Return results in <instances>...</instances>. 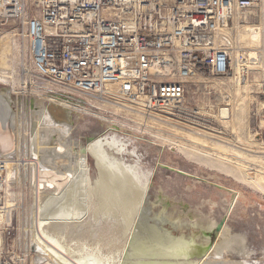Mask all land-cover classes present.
Segmentation results:
<instances>
[{
  "label": "rangeland",
  "instance_id": "1",
  "mask_svg": "<svg viewBox=\"0 0 264 264\" xmlns=\"http://www.w3.org/2000/svg\"><path fill=\"white\" fill-rule=\"evenodd\" d=\"M14 29V26H7L0 31V38L9 36L13 47L9 56L10 70H0L3 76L0 78L4 80L0 81V91L10 92L15 111L24 106L29 113L32 101L37 104L51 96L36 89L30 92L22 88L27 81L22 70L31 67L32 61ZM235 39L236 48L258 61L252 63L254 71L250 70L249 76L250 83L257 84L250 92L249 84L239 87L234 77L219 79L200 74L190 82L185 99L189 112L184 113L197 118L196 126L184 118L145 115L125 103L111 104L100 98L85 101L74 97V103L79 106L64 101L71 103L75 113L72 128L75 139L89 150L98 138L114 139L125 147L120 156L125 166L137 171L141 181L150 180L147 207L152 218L166 219L171 215L174 222L180 224L177 215L185 212V216L214 218L218 226L224 221L230 232L247 239L249 262L264 264V3L250 10L247 20L235 24ZM44 86L49 88L47 84ZM226 103L230 104V120L217 122V110ZM207 115L209 119L203 118ZM200 121L207 125L199 124ZM106 151L109 155L115 153L111 148ZM90 156L89 166L96 190L101 189L100 181L104 178L109 195L98 191L88 225L75 230L69 228L71 240H68L93 236L94 239L106 238L108 243H119L123 230L131 222L128 220L132 211L126 202H131L139 186L121 182L124 185L121 190L119 180L115 183L113 179L116 178L110 177L108 170L102 173L104 164ZM13 158L20 167L26 162L25 153L19 152ZM11 190L13 196L9 198H15L18 206H22L14 213L15 235L10 240L9 260L17 262L18 257L28 256L23 243V225L36 195L28 184L24 187L15 184ZM38 199L43 202L44 196ZM75 204L78 212L82 211L84 202L77 200ZM164 228L174 235L189 234L193 230L181 224L175 228L170 222ZM217 235L215 230L211 240L215 241ZM34 257L30 254L28 262L40 264Z\"/></svg>",
  "mask_w": 264,
  "mask_h": 264
},
{
  "label": "built area",
  "instance_id": "2",
  "mask_svg": "<svg viewBox=\"0 0 264 264\" xmlns=\"http://www.w3.org/2000/svg\"><path fill=\"white\" fill-rule=\"evenodd\" d=\"M260 3L264 0H0V31L14 26L24 42L32 64L22 73L30 91L72 103L74 97L125 103L145 115L184 118L196 126L197 118L178 109L190 82L204 73L219 79L235 75V24ZM236 76L242 82L250 72ZM11 177L0 158V264H33L25 254L9 260L15 235L7 197Z\"/></svg>",
  "mask_w": 264,
  "mask_h": 264
},
{
  "label": "bare ground",
  "instance_id": "3",
  "mask_svg": "<svg viewBox=\"0 0 264 264\" xmlns=\"http://www.w3.org/2000/svg\"><path fill=\"white\" fill-rule=\"evenodd\" d=\"M244 20H247V16ZM10 41L9 36L0 38V70L8 71L11 68L9 56L13 47ZM257 62L255 58L251 60L248 52H241L240 48L234 47L233 77L239 87L249 84L250 92L253 91L257 83H250V78L240 82L236 75L243 72L247 75L250 70L254 71L252 63ZM257 66L260 69V64ZM0 77L3 76L0 74ZM0 81L4 80L0 78ZM28 85L23 83L21 86L29 90ZM64 100L72 102L65 96H51L47 103L46 99L45 103L38 101L36 104L32 101L34 108L29 106L28 113L24 106L15 111L10 92L0 91V158L12 171L7 190L12 219L15 211L22 206H18L15 198H9L13 196L11 187L28 184L36 195L23 225V243L28 256L34 254V259L40 264H251L248 260L251 256L247 239L230 232L228 223L224 221L218 237L212 241L211 235L218 227L214 218L203 219L191 214L185 216L187 214L181 212L177 215L181 226L193 230L189 234L178 235L164 228L168 222L175 228L180 225L174 222L171 215L166 219L152 218L151 210L147 207L150 180L141 181L137 171H130L125 166L120 158L125 147L114 139L104 141L98 138L91 150L75 139L72 129L75 113L71 103ZM262 105L264 110V103ZM178 109L189 112L185 104L178 106ZM218 111L216 118L230 120V108ZM203 118H208V115ZM199 124L207 125L201 121ZM107 148L115 153L109 155ZM19 152L26 154L23 167L18 166L13 158ZM90 155L98 163L104 164L102 173L108 170L109 176L116 178L113 179L115 183L119 180L121 190L124 186L121 182L139 186L138 191L132 194L131 202H126L132 211L128 220L131 222L123 230L119 243H106V238L94 239L93 236L76 241L68 238L69 228L75 230L88 225L98 191L105 196L109 193L104 178L100 181L101 189L96 190L97 185L93 183L89 166ZM125 188L128 186L125 185ZM94 191H97L95 197ZM40 196H44L43 202L39 201ZM77 200L84 202L83 212L76 209Z\"/></svg>",
  "mask_w": 264,
  "mask_h": 264
},
{
  "label": "water",
  "instance_id": "4",
  "mask_svg": "<svg viewBox=\"0 0 264 264\" xmlns=\"http://www.w3.org/2000/svg\"><path fill=\"white\" fill-rule=\"evenodd\" d=\"M50 106H51V103L48 104V107H50ZM32 107L34 108L33 102H32ZM217 187H219V186H217ZM219 188H221V187H219ZM222 225H223V221H222V222L219 224V226L216 228V233H218V232L221 230Z\"/></svg>",
  "mask_w": 264,
  "mask_h": 264
},
{
  "label": "crops",
  "instance_id": "5",
  "mask_svg": "<svg viewBox=\"0 0 264 264\" xmlns=\"http://www.w3.org/2000/svg\"><path fill=\"white\" fill-rule=\"evenodd\" d=\"M49 97V96H48ZM49 102V98H46V103Z\"/></svg>",
  "mask_w": 264,
  "mask_h": 264
}]
</instances>
